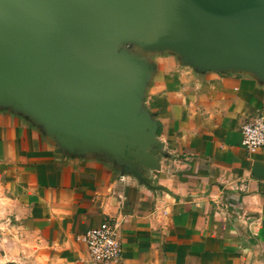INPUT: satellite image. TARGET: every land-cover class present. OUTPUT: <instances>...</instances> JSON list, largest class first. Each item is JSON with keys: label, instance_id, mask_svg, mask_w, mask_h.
I'll return each mask as SVG.
<instances>
[{"label": "crops", "instance_id": "obj_1", "mask_svg": "<svg viewBox=\"0 0 264 264\" xmlns=\"http://www.w3.org/2000/svg\"><path fill=\"white\" fill-rule=\"evenodd\" d=\"M167 53L142 96L160 145L158 167L143 174L66 148L0 106L1 199L27 245L12 261L93 264L81 235L118 219L122 250L111 264H264V147L248 152L240 132L264 114V79Z\"/></svg>", "mask_w": 264, "mask_h": 264}, {"label": "water", "instance_id": "obj_2", "mask_svg": "<svg viewBox=\"0 0 264 264\" xmlns=\"http://www.w3.org/2000/svg\"><path fill=\"white\" fill-rule=\"evenodd\" d=\"M122 41L264 79V0H0V106L73 151L136 174L158 167V125L142 104L155 64L117 52Z\"/></svg>", "mask_w": 264, "mask_h": 264}, {"label": "built area", "instance_id": "obj_3", "mask_svg": "<svg viewBox=\"0 0 264 264\" xmlns=\"http://www.w3.org/2000/svg\"><path fill=\"white\" fill-rule=\"evenodd\" d=\"M241 145L250 153L264 147V114L256 115L240 129ZM120 225L118 219L104 221L87 229L81 238L86 244L89 261L93 264H111L121 256Z\"/></svg>", "mask_w": 264, "mask_h": 264}, {"label": "rangeland", "instance_id": "obj_4", "mask_svg": "<svg viewBox=\"0 0 264 264\" xmlns=\"http://www.w3.org/2000/svg\"><path fill=\"white\" fill-rule=\"evenodd\" d=\"M144 55L148 60H159L164 56L171 55L170 53L163 52H142L135 42L122 41L118 44L117 52H125ZM3 191L0 190V264H18L12 261L19 252L27 248L24 239V234L13 223L14 217L11 215V203L7 200H2Z\"/></svg>", "mask_w": 264, "mask_h": 264}]
</instances>
